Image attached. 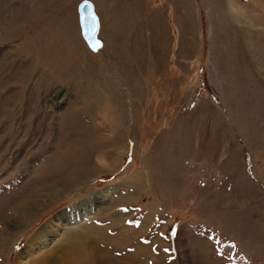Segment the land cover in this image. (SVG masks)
Masks as SVG:
<instances>
[{"label": "rangeland", "instance_id": "374dc122", "mask_svg": "<svg viewBox=\"0 0 264 264\" xmlns=\"http://www.w3.org/2000/svg\"><path fill=\"white\" fill-rule=\"evenodd\" d=\"M2 240L0 264H264V0H0Z\"/></svg>", "mask_w": 264, "mask_h": 264}, {"label": "bare ground", "instance_id": "6f19581e", "mask_svg": "<svg viewBox=\"0 0 264 264\" xmlns=\"http://www.w3.org/2000/svg\"><path fill=\"white\" fill-rule=\"evenodd\" d=\"M83 159H84L83 157L79 156L78 158L71 160V161H75V163L71 162L72 165L69 162L68 169H70L72 167V168H76L75 171L80 170L79 172H75L73 174V180H77L78 178H82L84 176V174L87 173L86 171H88L86 169V166H87L86 162L87 161L86 160L84 161ZM71 171H72V169H71ZM73 180H71L70 186L75 185V182ZM47 181H49V179H47ZM38 185H40V184H38ZM45 191L51 195L52 192L54 191V189L52 187H49ZM109 191H110V189H108V188L103 190V192H101L99 194V199H102L106 195H108L106 193H108ZM20 204L22 205V208L18 207L19 208V209L17 208L18 210L25 209V207H26V209L23 211V213L20 217L22 219H26L29 211L33 210V207L27 203L23 204L22 202H20ZM28 206H29V208H27ZM88 206H89V203L87 205V203L82 202L79 205L75 206V209L82 210L84 212L88 209ZM83 212L81 213L82 215L85 213V212L84 213ZM75 214H77V213H75ZM75 217L76 216L74 214L70 213V211H67L66 209L61 210V211L55 213L54 215H52L46 221L48 224V228L46 227V225L42 226L41 228H38L33 233V235L27 240L28 242L25 244L24 252H30L31 253L32 250L34 249L33 245H35L36 248L40 247L39 251H41V248L45 246L44 244L48 242L49 236H52V238L57 237L58 234H60L61 229H63L68 224L69 219H75ZM52 225L54 227H52ZM5 242H6L5 240H2V242H0V245H5ZM96 253H97V250H95L94 247H90L89 254L94 255ZM39 255H41V254H39ZM65 256L66 255L62 256V258H58V257L57 258H53V257L51 258V256L42 255V258H46V260L43 263L40 261L39 264H63V261H65V259H64ZM54 257H56V256H54ZM17 264H28V263L26 261L19 260V261H17Z\"/></svg>", "mask_w": 264, "mask_h": 264}, {"label": "snow or ice", "instance_id": "6c2138e0", "mask_svg": "<svg viewBox=\"0 0 264 264\" xmlns=\"http://www.w3.org/2000/svg\"><path fill=\"white\" fill-rule=\"evenodd\" d=\"M92 18H93L94 21L96 20V16L94 14H93V17Z\"/></svg>", "mask_w": 264, "mask_h": 264}]
</instances>
